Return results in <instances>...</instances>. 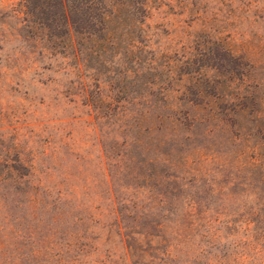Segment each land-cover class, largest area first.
I'll return each mask as SVG.
<instances>
[{
  "label": "rangeland",
  "instance_id": "1",
  "mask_svg": "<svg viewBox=\"0 0 264 264\" xmlns=\"http://www.w3.org/2000/svg\"><path fill=\"white\" fill-rule=\"evenodd\" d=\"M20 1L0 0V9L20 11ZM28 1L29 18L0 16V264H151L137 239L175 242L179 223L192 226L187 214L240 221L181 228L194 237L187 244L200 264H264V0H87L79 12L86 0H74L76 27H120L123 46L146 39L154 49L147 56L176 66L184 80L173 88L187 90L185 102L205 115L150 138L132 121L107 118L112 103L95 101L99 88L104 97L131 96L132 55L99 54L104 42L86 35L87 56L77 59L81 39L68 34L59 10ZM116 2L117 15L99 23L96 7L112 11ZM135 17H146L142 33L131 27ZM23 19L31 28L19 33ZM226 47L251 55L248 88L234 81L243 68ZM249 219L257 223L248 230Z\"/></svg>",
  "mask_w": 264,
  "mask_h": 264
},
{
  "label": "trees",
  "instance_id": "2",
  "mask_svg": "<svg viewBox=\"0 0 264 264\" xmlns=\"http://www.w3.org/2000/svg\"><path fill=\"white\" fill-rule=\"evenodd\" d=\"M51 1L55 8L59 10L57 13L58 18L61 19L62 24L64 27L68 29V34L74 35L78 34L79 40L84 39V36L89 35V38H96L97 42L104 44L101 53H111L117 57L125 56V55H132L129 58L130 63H132L130 67V74L133 77V83L137 85L135 89H132L130 91V97H124L126 95V92L120 91V96L118 99L115 98H109L104 97L102 95V92L99 88L97 98L95 99L96 103H112L109 104L107 107L108 110V116L107 118L115 117L118 120L121 121H132V127H136L139 129L140 133H145L148 138L152 137L154 133H160L162 130L167 129V127H171L173 131H177L180 129H184L186 124L188 122H194L196 119L204 120L205 115L200 114L201 109L198 108V106H190L189 101L185 102V99L183 97H186L187 90L184 92L182 89H175L174 86H177V84H182L184 77H179V74H175L176 66H169L167 63H158L159 60L155 59V55H152L151 57L147 56L150 55L153 49V45L149 42H145L146 39H141V37H138V39L132 40L130 43H128V46H123L122 42L116 40L117 35L121 37V34L118 32H123L124 29L118 28V27H110L109 23L104 24L105 26L99 28L98 31L94 32H88L85 29H79L78 25L73 21V10L72 7L74 6V0H48ZM104 1V0H103ZM103 3V2H102ZM30 4V1L28 0H21L19 3L20 11L19 9L12 7V13L8 10V8L4 7L0 9V16L4 15L6 11L10 12L13 17L17 20H21L20 16L24 14L26 18H29L30 16L34 15V11L30 10L28 5ZM75 8H77L76 12H79L80 9H83L87 5L86 3H76ZM119 2H116L114 5H112V11L105 10V7H96V10L98 11L100 17H102V21L100 20L99 23L105 22V20L112 19L115 15H117ZM142 6L147 7L146 3H141ZM103 6V5H102ZM117 11V12H116ZM8 17V16H6ZM134 25L131 27H136L139 31L144 30V22L146 21V17L144 19L141 18H134ZM28 21L26 19H23L22 22H19V29H17V32L20 33V30L22 32L23 28H31V26L27 25ZM31 23V22H29ZM40 30H48L46 27H40ZM14 31V30H13ZM16 31V30H15ZM127 34H130L131 31H126ZM19 36H21L19 34ZM94 36V37H93ZM0 37L3 36V31H0ZM95 42V41H94ZM75 43H79L78 41ZM96 43V42H95ZM76 44H73V47H75ZM83 42L79 45L78 49V55L76 58L80 59V55L86 53V48ZM227 52V57L234 63L236 66V70H241L242 72L239 73L236 77L234 74V81L238 80L239 83L242 84V88H248L251 83H253L254 77L251 74L252 68L255 65L254 62L252 64V57L248 53H238V51H233L232 48L226 47L225 48ZM103 52V53H102ZM94 54V52H93ZM87 56V53H86ZM146 56V57H144ZM148 57V58H147ZM162 58L164 56L162 55ZM86 61V57L84 58ZM164 59H169L167 56ZM161 60V59H160ZM245 61L246 68L243 67L241 62L243 63ZM190 59L185 63L190 65ZM79 69L83 71L84 67L86 66L83 62L78 64ZM160 68V73H155ZM168 70V76L164 77V72L166 69ZM248 69V70H246ZM244 70V71H243ZM151 74L150 81L148 79V76ZM233 74V73H232ZM151 80L154 83H150ZM85 83V82H84ZM86 85L84 86V91H86ZM92 97V96H91ZM243 95H239L236 98L237 103H242L244 100ZM172 101V102H170ZM116 103V104H115ZM114 104V106H113ZM98 110V109H97ZM187 210L189 208H192L189 205H186ZM257 210V214L260 215V209ZM254 211V210H253ZM187 213V212H186ZM183 216L184 221L189 219L191 228L200 229L202 228L203 222L208 225L209 229L213 227L214 225L224 224L225 227L232 228L235 225H237L238 221L234 220L233 218H224V217H218L217 219H202L195 217L193 215ZM254 216V215H253ZM264 217V212L261 214L260 218L257 220L259 224H264V222H261L260 220ZM264 220V219H263ZM240 222V221H239ZM257 223L256 221H252L251 219L246 220L245 226L246 229H250L251 223ZM159 226V225H158ZM179 229L178 231L174 232V236L178 237L176 241L172 242L169 238L165 239L163 237H150V242L145 243L144 241L137 239L140 243L144 244V251L143 256L149 261L151 264H171L172 260L176 259L177 254L179 252L184 253L185 255L187 253L192 252V257L189 259H186L185 262L182 261V264H200L197 260V256H195V252L193 249H191L190 244H187L191 241H194V237L192 236H186L184 237L181 233V228H190L189 226L186 227H180V223L178 224ZM161 228L158 227V229ZM179 233L183 237H179ZM192 234V233H191ZM135 235V234H133ZM204 236V235H203ZM210 235L206 234L204 237H208ZM248 242L250 243V237L247 238ZM260 240L262 244L264 245V231L260 233ZM190 247V249L187 251V247ZM150 248L152 251L145 250ZM154 250V251H153ZM196 250V249H195ZM204 249H200L199 254L204 255ZM157 254V255H154ZM194 256V257H193ZM205 257V256H204ZM195 259V262L192 260ZM206 259V257H205ZM206 264H225L224 261H220V258H209L208 263Z\"/></svg>",
  "mask_w": 264,
  "mask_h": 264
}]
</instances>
